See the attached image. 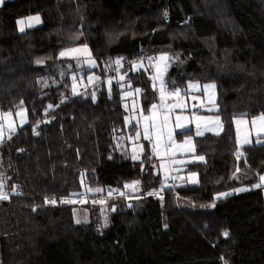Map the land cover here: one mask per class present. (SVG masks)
Masks as SVG:
<instances>
[{
  "label": "trees",
  "instance_id": "obj_1",
  "mask_svg": "<svg viewBox=\"0 0 264 264\" xmlns=\"http://www.w3.org/2000/svg\"><path fill=\"white\" fill-rule=\"evenodd\" d=\"M34 14L42 24L20 31L18 19ZM79 45L90 47L102 80L74 93L71 61L59 52ZM160 53L177 56L170 87L217 85L223 130L196 137L204 160L187 172L197 183L164 181L148 143L133 160L115 141L125 109L119 85L108 88L106 78ZM125 79L152 97L144 68ZM20 104L30 122L0 146L8 174L0 264H264V189L255 188L264 144L240 150L233 125L234 116L264 115V0L6 1L0 108ZM241 185L250 190L217 198ZM124 189L128 197L104 203L105 227L75 221L76 206L95 215L96 202L60 199Z\"/></svg>",
  "mask_w": 264,
  "mask_h": 264
},
{
  "label": "rangeland",
  "instance_id": "obj_2",
  "mask_svg": "<svg viewBox=\"0 0 264 264\" xmlns=\"http://www.w3.org/2000/svg\"><path fill=\"white\" fill-rule=\"evenodd\" d=\"M37 14L19 18L18 21H23V31L32 27L41 25L30 21V17H35ZM21 29V25L18 24ZM21 31V30H20ZM86 46V51H85ZM71 49H79V52H74L69 55L61 56L62 52ZM59 57L68 58L72 64V92L78 93L81 90L85 92L88 87L95 85L101 79V75L93 68L98 67L97 59L92 55L91 49L88 45H79L74 47L63 48L59 52ZM166 57V59H161ZM157 64L153 70L144 62H134L132 68L122 72L123 68L118 69L113 75H109L105 83L108 88L112 87L113 82L117 83L121 90L123 98V107L125 109V124L119 132L115 135L119 150H126L131 159L138 157L144 152V145L148 143L151 150V159L154 160L156 171L160 177L165 181L172 179L174 176L178 183H197L198 175L195 172H187L188 165L194 162L204 160V157L196 154V137L197 131L204 134L212 133L219 134L223 130V120L217 113L219 106L217 103V85L215 82H200L196 80H188L185 86L170 87L167 78L168 72L177 63V56L160 53L155 57ZM70 67V66H69ZM144 68L149 77L151 78V91L152 97L147 98L144 96L142 87L134 85L131 81H126L125 76L129 71H138ZM98 81V82H99ZM97 84V83H96ZM214 85V87H205ZM161 88L165 91V99L161 100ZM139 90V91H137ZM179 90V96L168 95ZM157 105L156 113L157 119L155 120L156 128L152 127V120H145V117L153 115L152 105ZM164 106H161V105ZM181 104L183 107L168 106ZM9 114V115H5ZM167 115L168 120L165 123L164 117ZM262 115L245 116L238 115L233 117V125L236 131V141L240 150L248 145L264 144V133H258V129L262 126L261 121L257 118ZM179 117V121L177 120ZM197 117L202 119L197 120ZM219 117L217 123L216 118ZM257 120L256 125L251 121ZM239 121V123H238ZM247 121V123H245ZM30 122L29 114L25 105L20 104L13 110H2L0 108V146L9 140L13 135L23 129ZM177 123L184 125L182 128H177ZM148 125L149 139H145L144 130L145 125ZM199 124V128L197 125ZM133 127V129L131 128ZM162 129L160 133L161 139L157 140L158 130ZM169 131H171L172 140L169 141ZM186 131L185 133H183ZM139 133V137L137 136ZM191 139V144H185V141ZM159 144V147H157ZM194 146V151L189 149ZM203 157V159H199ZM264 176V173L261 177ZM7 169L4 167L2 161V151L0 149V194L8 192L7 184ZM256 184L260 185L255 188L264 189V181L261 180ZM178 183V184H179ZM82 184L85 186L84 191H88L85 181L82 179ZM164 186H170L165 183ZM250 190L247 185H241L235 190L222 192L217 195V198H223L227 195L239 193ZM93 191H98L93 189ZM226 194V195H221ZM83 201V200H79ZM85 202V201H83ZM93 203V202H92ZM82 204V203H81ZM187 205V204H184ZM98 208L97 214L92 215L91 209L86 206H76L74 208L75 221L77 223L89 222L91 219H96L99 227H105L109 223L108 211L104 203H95ZM79 221V222H78Z\"/></svg>",
  "mask_w": 264,
  "mask_h": 264
},
{
  "label": "snow or ice",
  "instance_id": "obj_3",
  "mask_svg": "<svg viewBox=\"0 0 264 264\" xmlns=\"http://www.w3.org/2000/svg\"><path fill=\"white\" fill-rule=\"evenodd\" d=\"M0 2H3V0H0ZM30 21H34L35 23H40V17L39 15L35 16V17H30L29 18ZM18 24L21 25V31H23V24L24 22L23 21H18L17 22ZM86 46H85V51H86ZM80 50L79 49H71V50H68L66 52H62L60 55L61 56H64V55H69L71 53H74V52H79ZM161 59H166V57H161ZM37 63H41V61H37ZM117 63H119V61H117ZM205 87H214V85H209V86H205ZM139 91V90H137ZM168 95H172V96H179V90H177L176 92L174 93H169ZM165 99V91L163 88H161V100L163 101ZM161 106H164L163 104ZM51 107V106H50ZM169 109H171L172 107H183V105L181 104H176V105H172V106H168ZM152 109H153V115L151 117H145V120H152L153 121V124H152V127L153 128H156V124H155V120L157 119V113H156V109H157V105H152ZM6 116L9 115V114H5ZM179 117H177V120L179 121ZM197 120H200L202 119L201 117H197L196 118ZM261 121V124L262 126L258 129V133H264V115H262L261 117L257 118ZM168 120V117L167 115H165L164 117V121L165 123L167 122ZM216 121L217 123L219 122V117L216 118ZM239 123V121H238ZM245 123H247V121H245ZM251 123L253 125H256L257 123V120L256 119H253L251 121ZM177 128H182L184 127V125L180 124V123H177L176 125ZM197 128H199V124L197 125ZM162 132V129L158 130V135H157V140L159 141L161 139V135L160 133ZM139 133H137V136L139 137ZM144 135H145V139H149L150 136H149V130H148V125L146 124L145 125V130H144ZM197 135H203L202 132L200 131H197ZM168 139L169 141L172 140V136H171V131H169V136H168ZM185 144H191V139L189 138V140L185 141ZM157 147H159V144H157ZM190 151H194V146H192L190 149ZM134 159H138V157H133ZM199 159H203V157H199ZM261 180L264 181V176L261 177ZM260 185H255V187H259ZM126 187H130L129 185H126ZM221 195H226V194H221ZM0 198H4V199H7V194H0ZM47 202V201H46ZM51 203H56L55 199H53L52 201H50ZM62 202H68V203H71L72 201H62ZM79 222V221H78ZM225 236L228 235L227 232L224 233Z\"/></svg>",
  "mask_w": 264,
  "mask_h": 264
},
{
  "label": "built area",
  "instance_id": "obj_4",
  "mask_svg": "<svg viewBox=\"0 0 264 264\" xmlns=\"http://www.w3.org/2000/svg\"><path fill=\"white\" fill-rule=\"evenodd\" d=\"M169 18V17H168ZM166 20H169V19ZM183 22H180V24H182ZM145 62L147 63L150 67H155V65L157 64L155 58L150 57V56H139L134 58L131 61H128L125 63L124 68L125 69H130L133 66L134 62ZM83 91V90H82ZM171 181L173 182L172 184L176 183V179L172 178ZM130 195L129 191L127 189H124L123 191H113V192H107V193H87V192H83L80 194H75V195H69V196H65V197H61L60 199L63 200L65 198L68 199H76V200H83L86 202H96V203H105L108 201L109 198L114 197V198H119V197H128Z\"/></svg>",
  "mask_w": 264,
  "mask_h": 264
},
{
  "label": "crops",
  "instance_id": "obj_5",
  "mask_svg": "<svg viewBox=\"0 0 264 264\" xmlns=\"http://www.w3.org/2000/svg\"><path fill=\"white\" fill-rule=\"evenodd\" d=\"M6 1H10V0H3V2H0V6L4 3V2H6ZM98 81H99V79H98ZM98 81L96 82V83H98ZM95 83V84H96ZM117 83H119V80L117 79Z\"/></svg>",
  "mask_w": 264,
  "mask_h": 264
}]
</instances>
